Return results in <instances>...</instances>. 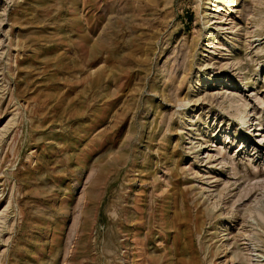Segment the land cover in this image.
<instances>
[{
    "label": "rangeland",
    "instance_id": "1",
    "mask_svg": "<svg viewBox=\"0 0 264 264\" xmlns=\"http://www.w3.org/2000/svg\"><path fill=\"white\" fill-rule=\"evenodd\" d=\"M254 1L0 0V264H264Z\"/></svg>",
    "mask_w": 264,
    "mask_h": 264
},
{
    "label": "bare ground",
    "instance_id": "2",
    "mask_svg": "<svg viewBox=\"0 0 264 264\" xmlns=\"http://www.w3.org/2000/svg\"><path fill=\"white\" fill-rule=\"evenodd\" d=\"M215 1H223V0H215ZM232 1V0H231ZM235 2V1H234ZM228 4V3H227ZM230 4V3H229ZM252 5V4H251ZM251 5L249 7H251ZM217 8H219V6L216 5ZM247 21L250 22V24H253V26L255 28H257L258 30H261V27L264 23V0H255L254 3H253V6L252 8L249 10V12L247 13ZM213 18V17H212ZM214 19V18H213ZM218 19V18H217ZM212 20V19H211ZM210 24H217L215 25V30L216 31H219V29L221 30L222 27L219 26L218 24H221V20H213L212 22H210ZM223 30V29H222ZM247 34H249V38H254V40H250L249 43H248V47H251L252 44L255 42V41H260L262 40V38H259L260 35H255L254 32H246ZM255 37H257L255 39ZM210 43V46L211 48H216V47H212L214 46V43L213 42H209ZM207 47V45H206ZM209 49V48H208ZM211 50V49H210ZM210 50H206V48L204 49V51H210ZM262 50L261 49H257L255 50V52H261ZM210 53H213L210 51ZM205 56V55H204ZM209 64V63H208ZM226 66V65H225ZM189 68V67H188ZM229 84H232V83H229ZM231 88V85H229V87L227 89H230ZM227 102L229 103L228 106L226 108H224V110L226 109H229L231 110L232 108H234V112H235V115L237 114V118L239 120V122L242 124V128L243 127H247V124L248 122H250V127H252V124L255 125V123H253V120H250L249 117L246 116V113L245 111L242 112L241 111V108H244L246 107L247 103L246 101L243 100V103H241V105L239 104H236V102L238 103L240 100L242 101V98L240 99H237L236 95L234 94L233 91H230L228 92L227 90ZM226 96V95H225ZM206 98L209 99V101H213L215 100L214 96H213V93L209 94L208 96H206ZM189 99L186 100V102H188ZM217 101V100H216ZM236 104V105H235ZM227 111V110H226ZM228 114V113H227ZM249 114L248 116H250V111H248ZM252 121V122H251ZM250 129L247 130V132H249ZM255 131V129H252V132ZM257 131V130H256ZM241 137L243 135H240ZM255 136V135H254ZM247 140V139H246ZM241 142V141H239ZM213 209L217 208V203L213 204ZM252 212V211H251ZM258 212V211H256ZM249 213V212H248ZM204 214L202 213L200 216H198L196 219H195V224L197 226H202L203 224V216ZM260 215V214H259ZM262 218V217H260Z\"/></svg>",
    "mask_w": 264,
    "mask_h": 264
}]
</instances>
